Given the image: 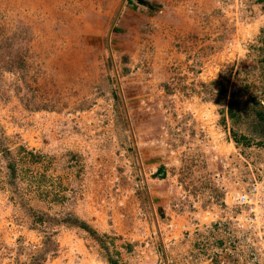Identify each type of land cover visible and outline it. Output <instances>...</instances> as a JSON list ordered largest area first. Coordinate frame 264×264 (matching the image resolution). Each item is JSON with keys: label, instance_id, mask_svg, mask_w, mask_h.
<instances>
[{"label": "rangeland", "instance_id": "374dc122", "mask_svg": "<svg viewBox=\"0 0 264 264\" xmlns=\"http://www.w3.org/2000/svg\"><path fill=\"white\" fill-rule=\"evenodd\" d=\"M143 1L0 0V264H264V0Z\"/></svg>", "mask_w": 264, "mask_h": 264}, {"label": "built area", "instance_id": "2783aa9c", "mask_svg": "<svg viewBox=\"0 0 264 264\" xmlns=\"http://www.w3.org/2000/svg\"><path fill=\"white\" fill-rule=\"evenodd\" d=\"M238 203L240 204V205H246L247 203H248V197L247 196H240L239 198H238ZM251 210V209H250ZM255 217V216H254Z\"/></svg>", "mask_w": 264, "mask_h": 264}, {"label": "trees", "instance_id": "16d2710c", "mask_svg": "<svg viewBox=\"0 0 264 264\" xmlns=\"http://www.w3.org/2000/svg\"><path fill=\"white\" fill-rule=\"evenodd\" d=\"M137 2H138L139 4H141V5H143V6H147V7L150 6V4H149L148 2L143 1V0H137ZM148 4H149V5H148Z\"/></svg>", "mask_w": 264, "mask_h": 264}]
</instances>
